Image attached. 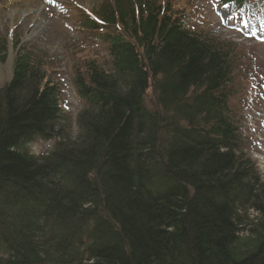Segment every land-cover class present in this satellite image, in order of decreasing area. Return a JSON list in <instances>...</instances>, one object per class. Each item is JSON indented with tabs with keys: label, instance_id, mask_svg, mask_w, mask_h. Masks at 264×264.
<instances>
[{
	"label": "trees",
	"instance_id": "obj_1",
	"mask_svg": "<svg viewBox=\"0 0 264 264\" xmlns=\"http://www.w3.org/2000/svg\"><path fill=\"white\" fill-rule=\"evenodd\" d=\"M97 15L83 25L105 30L111 67L88 61L72 79L79 145L32 50L17 48L0 89V264H264L261 180L231 116L235 54L171 0H113ZM53 139L48 155L28 150ZM249 210L261 233L237 257Z\"/></svg>",
	"mask_w": 264,
	"mask_h": 264
},
{
	"label": "rangeland",
	"instance_id": "obj_2",
	"mask_svg": "<svg viewBox=\"0 0 264 264\" xmlns=\"http://www.w3.org/2000/svg\"><path fill=\"white\" fill-rule=\"evenodd\" d=\"M109 1L113 0H35L31 8L25 7L24 11L17 12H11L6 5L0 4V51L2 45L5 48V52L0 53V89L11 80L15 46L19 43L32 49L34 56L43 61L47 80L62 88V107L73 122L69 123L68 137L73 135L72 141L76 146L80 137L75 121L83 105L72 79L77 71H83L88 61H96L106 71L111 67L104 47L97 44L92 33L84 28V17L96 20L100 8ZM171 1L175 12H192L187 28L203 30L238 59L232 84L235 97L230 102L231 116L242 134L244 155L255 165L261 180L259 194L264 196V40L254 35L247 36L261 28L254 23L245 25L244 14L239 15L240 19L235 16L226 23L230 8L219 6V0ZM39 5L42 9L37 14L33 7ZM41 14L45 19L40 21L38 16ZM145 104L149 109H158L153 81L145 95ZM47 146L37 142L31 151L38 154ZM247 212L248 224L243 227L245 231L239 235L232 249L237 257L253 250L261 233L258 227L260 215L255 210Z\"/></svg>",
	"mask_w": 264,
	"mask_h": 264
},
{
	"label": "bare ground",
	"instance_id": "obj_3",
	"mask_svg": "<svg viewBox=\"0 0 264 264\" xmlns=\"http://www.w3.org/2000/svg\"><path fill=\"white\" fill-rule=\"evenodd\" d=\"M35 0H0V4L6 5L11 12H17V11H24V8L26 7L31 8V4H33ZM33 9L36 10V13L41 12V6L39 7H33ZM40 21L45 19L43 14L38 16ZM39 21V20H37Z\"/></svg>",
	"mask_w": 264,
	"mask_h": 264
}]
</instances>
